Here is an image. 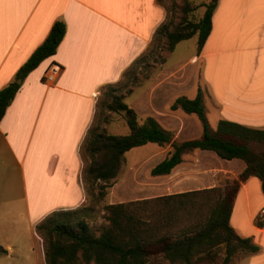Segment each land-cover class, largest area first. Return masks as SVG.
Returning <instances> with one entry per match:
<instances>
[{
    "label": "crops",
    "instance_id": "obj_1",
    "mask_svg": "<svg viewBox=\"0 0 264 264\" xmlns=\"http://www.w3.org/2000/svg\"><path fill=\"white\" fill-rule=\"evenodd\" d=\"M166 18L167 10L157 0H0V91L16 80L17 71L56 22L66 26L55 55L21 81L0 122V175L20 179L29 217V200H36L33 226L52 212L73 210L86 201L83 180L89 159L82 150L96 121L97 102L104 88L120 83L148 51ZM51 64L61 72L49 86L43 76ZM179 65L188 67L190 86L183 95L195 99L201 90L213 131L221 120L264 129V0H218L202 50L194 47L171 74L180 72ZM186 115V127L194 134L187 140L199 138L198 117ZM198 153L208 165L222 160L211 151ZM221 163L236 165L228 167V177L237 178L245 168L239 159ZM193 176L184 172L179 178H161L172 181L176 191L171 194L202 189L200 183L215 185ZM183 177L192 180L184 183ZM257 218L262 226L256 225ZM230 224L260 248L249 253L248 264H264V195L258 178L242 184Z\"/></svg>",
    "mask_w": 264,
    "mask_h": 264
},
{
    "label": "trees",
    "instance_id": "obj_2",
    "mask_svg": "<svg viewBox=\"0 0 264 264\" xmlns=\"http://www.w3.org/2000/svg\"><path fill=\"white\" fill-rule=\"evenodd\" d=\"M157 1L162 4V0ZM217 3L218 0H211L202 5L203 17L193 20L190 14L197 7L185 2L177 21L174 16L166 18L157 28L154 40L163 38L164 50L173 53L180 42L197 37L200 53L210 35ZM65 32V24L56 22L46 40L17 71L16 80L0 91V122L21 88L16 81H23L43 61L54 56ZM143 58L139 57L132 66ZM107 88L105 96L110 102L104 106L123 116L129 133L112 135L95 125L88 131L84 152L89 163L84 178L99 184V197L106 194V189L118 177L126 154L148 144L172 148L169 155L151 169L152 177L171 175L182 163V155L192 151H211L225 161L239 159L245 163V168L223 188L106 205V225L99 234L76 216L77 209L52 212L36 225L37 234L44 240L45 264H146L157 253L170 264H203L214 263L221 252H224L222 264H230L238 251L257 253L259 246L252 238L237 235L230 219L235 198L248 179L258 178L264 195V154L255 152L250 145L264 143V129L221 120L213 131L199 90L195 99L181 96L171 105L173 111L196 115L202 126L199 138L177 142L154 118L148 117L140 123L136 111L124 97L116 94L112 86ZM256 225L262 226L263 222L257 218ZM8 254L0 245V257Z\"/></svg>",
    "mask_w": 264,
    "mask_h": 264
},
{
    "label": "rangeland",
    "instance_id": "obj_3",
    "mask_svg": "<svg viewBox=\"0 0 264 264\" xmlns=\"http://www.w3.org/2000/svg\"><path fill=\"white\" fill-rule=\"evenodd\" d=\"M210 1L162 0V6L168 12L167 18L174 16V20L177 21V18L181 16L182 6L188 2L192 7H197L190 14V18L199 20L205 12L202 5ZM196 46L197 37H193L180 42L173 53H167L164 50L163 38L153 39L151 47L142 55L143 60L130 67L126 71H129V74L126 75L125 72L120 83L112 86L115 93L122 95L129 106L134 105L140 123H143L148 117H153L163 128L173 134L174 140L177 142H183L194 136L191 127H186L190 118L181 110H171L175 99L184 96V92L189 89L188 72L186 73L188 67L179 65L180 72L171 73ZM197 67L200 70L201 65L198 64ZM18 81L21 80L16 82L18 83ZM107 91L108 88H104L97 102L96 121L93 125L112 135H126L129 133V129L123 116L108 111L104 106L110 102V98L105 96ZM204 105L208 107L207 103ZM210 121L213 124V118H210ZM194 127L196 128V125ZM250 145L255 152L264 154V143H251ZM171 150L170 145L159 146L157 144H148L132 149L126 154L118 177L106 189V194L103 197L98 196L99 184H92L84 179L86 201L82 206L76 208L79 210L76 216L84 219L92 230L99 234L101 228L106 225L104 211L106 205L172 195L171 192L176 191V188L171 189L170 187L172 181L150 175L151 169L167 157ZM82 151V156H85L84 148ZM182 158L184 162L181 164L182 166L176 168L171 174L174 178H179L184 172H190L195 175L194 178L201 177L207 182L211 180L215 183L214 187L219 188H223L227 182L230 183L237 179L228 177V167L231 165L221 163V161L225 163L227 161L219 159L221 161L216 160V163L210 161L213 164L208 165L202 156H199L198 151L186 152ZM235 166L233 164L231 167ZM182 179L184 183H189L192 177H183ZM19 181L20 179L16 176L9 175L5 178L0 175V245L5 248L8 245L13 247V250L8 251V256L0 257V264H45L44 240L37 234L36 225L33 226L38 217L33 206V202L36 200L34 198L29 200L32 211V216L29 217L23 200L22 183ZM208 185L200 183L198 188L206 189L205 187ZM45 194L42 195L45 196ZM248 255V252L238 251L230 264H248L250 259ZM223 258L224 252H221L214 263L203 264H222ZM146 264L170 263L157 253L150 257Z\"/></svg>",
    "mask_w": 264,
    "mask_h": 264
},
{
    "label": "built area",
    "instance_id": "obj_4",
    "mask_svg": "<svg viewBox=\"0 0 264 264\" xmlns=\"http://www.w3.org/2000/svg\"><path fill=\"white\" fill-rule=\"evenodd\" d=\"M60 72H61V67L59 65L51 64L43 76L44 84L49 86L55 84L59 77Z\"/></svg>",
    "mask_w": 264,
    "mask_h": 264
},
{
    "label": "water",
    "instance_id": "obj_5",
    "mask_svg": "<svg viewBox=\"0 0 264 264\" xmlns=\"http://www.w3.org/2000/svg\"><path fill=\"white\" fill-rule=\"evenodd\" d=\"M21 83V81H18V84H20Z\"/></svg>",
    "mask_w": 264,
    "mask_h": 264
}]
</instances>
